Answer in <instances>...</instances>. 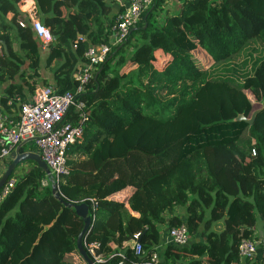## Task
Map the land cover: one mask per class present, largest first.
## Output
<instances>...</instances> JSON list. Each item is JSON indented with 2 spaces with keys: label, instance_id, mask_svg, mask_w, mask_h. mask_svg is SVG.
<instances>
[{
  "label": "trees",
  "instance_id": "1",
  "mask_svg": "<svg viewBox=\"0 0 264 264\" xmlns=\"http://www.w3.org/2000/svg\"><path fill=\"white\" fill-rule=\"evenodd\" d=\"M32 1L51 36L43 50L51 87L70 90L88 46L107 41L117 13L107 19V0ZM19 2L0 0L5 114L32 95L42 51ZM177 2L169 14L164 0H153L96 68L79 96L88 114L83 139L66 148L68 173L57 189L66 201L96 202L82 238V244L98 242L103 260L96 264H143L161 226L180 224L188 240L166 244L160 264H264V232L256 242L253 230L264 219V0ZM197 51L205 67L192 60ZM256 109L250 125L233 121ZM207 127L223 133L202 139ZM43 177L30 163L0 200V264H84L75 246L82 219L54 199L49 183L40 186ZM128 187L130 195L118 200ZM175 206L184 208V220H165L162 213ZM136 232L139 255L121 247ZM242 240L261 247L258 258H240Z\"/></svg>",
  "mask_w": 264,
  "mask_h": 264
},
{
  "label": "built area",
  "instance_id": "2",
  "mask_svg": "<svg viewBox=\"0 0 264 264\" xmlns=\"http://www.w3.org/2000/svg\"><path fill=\"white\" fill-rule=\"evenodd\" d=\"M25 1L20 0L18 9L21 10ZM152 1L127 0L126 6L116 14L114 23L105 33L107 41L88 46L84 53L86 62L73 74L75 84L72 89L56 92L55 88L39 85L35 87L28 101L18 104L16 118L0 112V169L2 172L13 158L11 156L15 154V148L23 143L28 147L26 151L36 153L49 170L48 175L43 173L44 177L40 180V186L52 183L57 188L59 178L68 173L66 148L69 145L81 143L83 139L88 114L85 102L79 96L84 93L85 86L93 79L96 68L105 60L109 50L124 42L130 29L135 26L141 14L151 6ZM21 11L26 15L27 22L40 43V48L44 49L51 36L48 28L39 21L34 3L29 2ZM17 25L23 27L24 23L18 21ZM251 153L254 154L253 150ZM17 178H7L0 189V200L8 193ZM262 192L264 194V188ZM88 201L90 203L88 211L92 213L96 209V202L93 199ZM138 236V232L132 235L134 240L132 249L136 255L142 253L141 245L137 240ZM167 237L169 243L186 244L188 237L185 225L168 228ZM98 245L95 241L83 242L84 250L94 263L103 260L101 254L96 253ZM255 249V242L242 240L238 245V254L240 258H246L252 256ZM118 255L121 257V252H118ZM120 263L119 261L117 264ZM143 264H160L157 253L153 251Z\"/></svg>",
  "mask_w": 264,
  "mask_h": 264
},
{
  "label": "crops",
  "instance_id": "3",
  "mask_svg": "<svg viewBox=\"0 0 264 264\" xmlns=\"http://www.w3.org/2000/svg\"><path fill=\"white\" fill-rule=\"evenodd\" d=\"M31 1L32 0H26L24 2V5L21 6V10H24L26 8V6L28 5V3L31 2ZM107 1L110 2L109 3L110 4V12H109V14L107 16V19H109L111 16L115 15L116 13H118L127 4V0H107ZM177 5H178L177 0H164L163 9H164V11H166L169 14L170 13H174L176 11V9H177ZM21 10L19 9L20 12H22ZM164 11L161 14H163ZM43 50H45V48L42 49V51H40V62H39V67L37 69L38 76H37V78L35 80L37 82V86L44 85V86H50L51 87V85H53V79H52L51 73L49 71H47L46 69H44V67H43V63H44V59H45V55H46V52L43 51ZM197 52L201 53V51H197ZM6 84H7V82L3 83V85L1 87L5 86ZM27 99H30V96H27ZM18 104H19L18 102L15 103V105H14L13 109L11 110V112L9 113V115L17 116ZM24 146H26V145L23 144V143L20 144V147H19V149H20L19 151L20 152H25L26 151L23 148ZM13 156H14V154L11 157H13ZM1 174H2V171L0 169V175ZM130 193H131V188L128 187V188L124 189L122 192H120V194L117 195L116 198L118 200H125L130 195ZM124 206H125V208L127 209L128 213L130 215H135L134 212L130 211V209L127 206V203H124ZM162 215L165 218V220L168 219L170 216H176V217H178L181 220H184V218H185L184 208L181 207V206H175L171 212H163ZM160 229H161L160 239H159L158 243L153 247V249H154V252H156L157 255H158L159 262H162L161 261V253H162V250H163L164 246L166 244H168L169 241H168V237H167V227H166V225L161 226ZM253 230H254V236L256 237V242H260L262 233L264 232V219L258 218L256 223H255V226H254ZM196 238L198 240L202 239V237H200V235H197ZM190 241H191V239H189V242ZM124 245H129V246H131L133 248L134 240L133 239L126 240L121 245V247L124 246ZM119 252H121V251H119ZM255 252H254L256 254L255 258H258L260 253H261V247H259V248L257 247L255 249ZM239 264H246V263L243 261V259H241Z\"/></svg>",
  "mask_w": 264,
  "mask_h": 264
},
{
  "label": "water",
  "instance_id": "4",
  "mask_svg": "<svg viewBox=\"0 0 264 264\" xmlns=\"http://www.w3.org/2000/svg\"><path fill=\"white\" fill-rule=\"evenodd\" d=\"M1 44H2L3 50H6V47L4 46V44L3 43ZM97 73L98 71L95 72L93 79L96 78ZM258 111L259 109L253 110L248 118H245L242 114H238L233 118V121H244L245 123L250 125L252 121L254 120V117ZM19 147L20 145L15 148V154L13 158L6 165L4 171L0 175V189L6 182L7 178L9 177L13 169L16 167V165L22 161L29 160L32 163H34L37 168L41 169L45 175H48L49 173V170L46 167L45 163L40 159V157L36 153L30 152V151L20 152ZM50 191L54 199H56L63 206L71 207L74 210L75 215L82 219V227L75 239L76 250L80 258L84 262V264H96L88 256L82 244V238L92 224V217L88 213V208H89L88 204L84 202L72 203V202L64 200L62 196L60 195V193L58 192L56 186L52 183L50 184Z\"/></svg>",
  "mask_w": 264,
  "mask_h": 264
},
{
  "label": "rangeland",
  "instance_id": "5",
  "mask_svg": "<svg viewBox=\"0 0 264 264\" xmlns=\"http://www.w3.org/2000/svg\"><path fill=\"white\" fill-rule=\"evenodd\" d=\"M255 50L257 52V55H262L263 54L262 48L259 49L256 46V49ZM246 56L248 57L249 55H246ZM191 58H192V60L195 63H198V64L200 63L203 67H205V65H207V64H205L206 63V61H205L206 60V57H204V55L200 54L199 52H191ZM248 58L249 59H246V60H248L246 62V68H249V66L251 65V61H252V58H250V57H248ZM246 94H248V96L250 97L249 92H246ZM200 130H201V128H200ZM222 133H223L222 130H220L219 128L217 130H214V129H208V127H207V131H204V134L202 136H200V137L202 139L206 138V139L212 140V139H215V138L219 137V135H221ZM193 143L194 142L191 141V142H189V144H186V146H190ZM23 148H24V150H27L28 149L27 146H24ZM30 163H32V162L29 161V160L22 161V162L18 163L16 165V167L13 169V171L11 172L10 177H19V175L21 173L25 172L27 170V168L30 167ZM255 253L252 255V258L253 259H256L255 258V256H256ZM74 260H77V257H74Z\"/></svg>",
  "mask_w": 264,
  "mask_h": 264
}]
</instances>
